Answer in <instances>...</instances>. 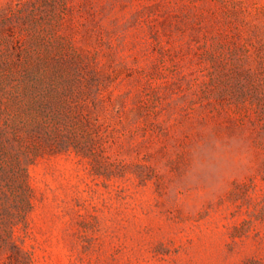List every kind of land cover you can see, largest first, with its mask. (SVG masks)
Listing matches in <instances>:
<instances>
[{
	"label": "rangeland",
	"instance_id": "rangeland-1",
	"mask_svg": "<svg viewBox=\"0 0 264 264\" xmlns=\"http://www.w3.org/2000/svg\"><path fill=\"white\" fill-rule=\"evenodd\" d=\"M0 264H264V0H0Z\"/></svg>",
	"mask_w": 264,
	"mask_h": 264
},
{
	"label": "trees",
	"instance_id": "trees-1",
	"mask_svg": "<svg viewBox=\"0 0 264 264\" xmlns=\"http://www.w3.org/2000/svg\"><path fill=\"white\" fill-rule=\"evenodd\" d=\"M78 143H74V148L76 149L77 152L83 154V155H88V151H87V147L84 143H82L81 141H77ZM84 144V145H83ZM59 149L60 150L61 148H67L69 146V143L67 141H61L60 142V145H59Z\"/></svg>",
	"mask_w": 264,
	"mask_h": 264
}]
</instances>
